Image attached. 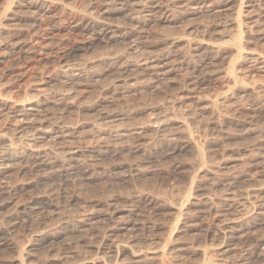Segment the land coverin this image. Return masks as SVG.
I'll return each instance as SVG.
<instances>
[{
    "label": "rangeland",
    "instance_id": "obj_1",
    "mask_svg": "<svg viewBox=\"0 0 264 264\" xmlns=\"http://www.w3.org/2000/svg\"><path fill=\"white\" fill-rule=\"evenodd\" d=\"M117 1L0 0V264H260L264 0Z\"/></svg>",
    "mask_w": 264,
    "mask_h": 264
},
{
    "label": "bare ground",
    "instance_id": "obj_2",
    "mask_svg": "<svg viewBox=\"0 0 264 264\" xmlns=\"http://www.w3.org/2000/svg\"><path fill=\"white\" fill-rule=\"evenodd\" d=\"M137 0H118L116 3V5H119L120 7L119 8H115L114 9V7L113 6H109V5H111V4H108V6H106V7H104V8H102L101 10L99 9L98 10V12H100V16H98L97 18H95L94 19V21H91V23H94V31H92L91 32V36H88V37H90L91 39H92V41H94V42H102V43H106V44H110V43H112L113 41H115V40H119L122 36H120V31H121V29H122V24H126L128 21H130V19H129V15H130V12L131 11H134L133 10V7H135L136 6V2ZM140 1V0H139ZM139 1H138V3H139ZM155 4V3H154ZM161 5V4H160ZM159 5V3L156 5V6H152V7H150V9H149V11L148 12H153L154 10H155V12L156 11H159V10H161L162 8H161V6ZM163 5V4H162ZM93 7H95V6H93ZM97 7V6H96ZM116 7V6H115ZM143 7V6H142ZM144 8V7H143ZM96 9V8H95ZM98 9V8H97ZM146 9V8H145ZM136 10V9H135ZM164 10V9H163ZM137 11V10H136ZM162 11V10H161ZM94 13V12H93ZM136 13V12H135ZM153 14V13H152ZM87 17V16H86ZM95 17V16H94ZM93 17V18H94ZM135 17V16H134ZM140 17V16H139ZM163 17V16H162ZM87 19V18H86ZM92 19V18H91ZM131 19H132V17H131ZM134 19V18H133ZM144 19V18H143ZM90 20V19H89ZM81 21V20H80ZM135 21V20H134ZM148 21V20H147ZM83 22V21H82ZM90 22V21H89ZM88 22V23H89ZM143 22V21H142ZM142 22H140V20L139 21H137L135 24L133 23V24H131L132 26H134V29H136V27L135 26H137V28L138 29H143V27L146 25V23L144 24V26H143V24H142ZM91 23L88 25L89 27H90V25H91ZM130 23V22H129ZM128 24V23H127ZM138 24H140V25H138ZM131 26V27H132ZM143 26V27H142ZM85 29H86V27H85ZM90 31V30H89ZM139 33V32H138ZM137 33V34H138ZM141 34V33H140ZM90 38H89V40H90ZM128 38V37H127ZM139 38H140V36H139ZM123 40H125V39H123ZM93 42H91L90 41V43H88V45L90 46V45H93L92 44ZM113 44V43H112ZM87 45V44H86ZM87 45V46H88ZM85 46V45H84ZM107 46V45H106ZM86 47V46H85ZM88 48V47H87ZM79 51V49L77 48L76 49V47L74 48L73 47V49H70V51H69V53H68V55H72V54H76L77 52ZM65 56H67V54L65 55ZM74 56V55H73ZM63 57H64V55H63ZM68 57V56H67ZM70 58V57H69ZM63 59V58H62ZM67 60V59H66ZM25 110V109H24ZM186 147L187 148H190V149H192L193 148V146H191L192 145V143L190 142V141H188L186 144ZM180 146V145H179ZM197 146V145H196ZM182 147H183V145H182ZM184 149V148H183ZM183 149H181V150H183ZM200 148H198L197 147V152H198V150H199ZM196 151V150H195ZM200 153H201V151H199V155H200ZM203 154V153H202ZM12 155V154H11ZM8 156V155H7ZM41 156V155H40ZM47 157V156H46ZM201 157V156H200ZM203 158H204V156H203ZM11 159H14V158H10L9 157V159L8 158H4V159H2V160H4V161H6V160H11ZM40 160V159H39ZM68 160V159H67ZM0 161H1V159H0ZM84 161H86V160H84ZM71 162V161H70ZM91 162V161H90ZM0 163H4L3 161L2 162H0ZM6 163V162H5ZM38 163V162H37ZM64 163V162H63ZM86 163V162H85ZM95 163V162H94ZM8 164H9V162H8ZM40 164V163H39ZM67 164V163H66ZM91 164V163H90ZM93 164V163H92ZM89 165V164H85V165H79L78 167H76L75 169H74V171H75V173L78 175V176H81V175H88V177H86V179L87 178H89V172L91 171L89 168L90 167H92V166H94L95 165V167H96V164H94V165ZM5 165V164H4ZM61 165H62V163H61ZM6 166H7V164H6ZM37 166H38V164H37ZM41 166H46V161H42V163H41V165H40V167ZM53 167V166H52ZM62 167V166H61ZM71 167V166H70ZM47 168H48V166H47ZM69 168V167H68ZM62 170V169H61ZM40 171V170H39ZM68 171V170H67ZM60 173V172H59ZM73 174V173H72ZM92 174V173H91ZM61 175V174H60ZM66 175V174H65ZM72 176H74V175H72ZM77 176V177H78ZM91 176V175H90ZM132 176V175H131ZM58 177V176H57ZM66 177H67V175H66ZM69 177V176H68ZM71 177V176H70ZM84 178H85V176H84ZM90 178H92V177H90ZM43 179V178H42ZM72 179V178H71ZM75 179H77L76 177H75ZM74 179V180H75ZM80 179V178H79ZM83 179V178H82ZM66 180H69L70 181V179L68 178V179H66ZM3 187H5L4 185H3ZM8 187V186H7ZM0 188H1V186H0ZM7 190H9V189H7ZM10 192V191H9ZM8 192V193H9ZM12 192V191H11ZM15 192H16V190H15ZM14 192V193H15ZM3 193V192H2ZM6 193V192H5ZM47 193V192H46ZM10 194V193H9ZM12 194V193H11ZM50 192H49V196H50ZM54 194V193H53ZM57 194V193H56ZM14 196L16 195V194H13ZM9 198V200H10V197H6V200ZM3 201V200H2ZM4 202H5V199H4ZM60 202V201H59ZM143 203L145 204V205H147V206H152V205H154L155 207H156V204L158 203V201H157V198L156 197H154V196H152V195H150V194H148V195H146L145 197H144V199H143ZM4 203H2L1 205H0V208H2L4 205H3ZM8 204V203H7ZM31 204V203H30ZM58 204V203H57ZM55 205V203H54V199H52V198H50V199H48L47 201H42V202H39V203H35L33 206H31L30 208H28V209H30V211H34V210H41V209H45V211L47 212L49 209H51V208H53V207H55V206H58V205ZM27 205H28V203H27ZM25 208V207H24ZM58 208V207H57ZM17 209V208H16ZM145 209V208H144ZM156 209V208H155ZM153 210V209H152ZM44 211V210H43ZM44 211V212H45ZM19 212H21V211H19ZM25 212V211H24ZM27 212V211H26ZM29 212V211H28ZM50 212V211H49ZM52 212V211H51ZM142 213V212H141ZM1 214V213H0ZM16 214V213H15ZM35 214V213H34ZM29 215V214H28ZM37 215V214H36ZM18 216V215H17ZM23 216V215H22ZM25 218V217H24ZM111 218H112V216H111ZM110 218V219H111ZM16 219V217H13V218H10V219H8L9 220V222H11V221H13V220H15ZM23 219V218H22ZM108 219H109V217H108ZM109 219V220H110ZM0 220H1V218H0ZM3 220V219H2ZM1 222V221H0ZM16 222V221H15ZM114 222H115V220H114ZM1 223H3V222H1ZM0 223V224H1ZM113 223V222H112ZM15 224V223H14ZM7 225V224H6ZM12 225V224H11ZM146 225V224H145ZM4 226V225H3ZM2 226V227H3ZM11 227V226H10ZM109 227V226H108ZM117 227V226H116ZM119 227V226H118ZM142 227V226H141ZM152 227V226H151ZM117 229V228H116ZM143 229V228H142ZM120 231V230H119ZM10 232V231H9ZM9 235V233L7 232V231H4V230H0V246H1V242L4 240L5 241V239L7 238V236ZM43 237V236H42ZM105 237H106V235H105ZM104 237V238H105ZM103 238V239H104ZM8 239V238H7ZM50 240L51 238L50 237H46V236H44L43 237V241H47V240ZM102 244V243H101ZM258 243H254V245L253 244H251V246H252V249L250 250V252H249V254H251V255H254V250L257 248V245ZM100 245V244H99ZM104 246V245H103ZM257 250V249H256ZM255 250V251H256ZM249 258H251V257H249ZM249 258H247V259H249ZM23 259V258H22ZM21 259V261H22V263H23V260ZM251 259H253V260H256V262H258V263H260L261 264V262H264V254L262 253V254H260V255H257V256H252V258ZM25 262H26V260H25ZM21 263V264H22Z\"/></svg>",
    "mask_w": 264,
    "mask_h": 264
}]
</instances>
